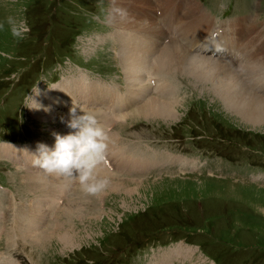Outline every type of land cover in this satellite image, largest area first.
Wrapping results in <instances>:
<instances>
[{"label": "rangeland", "instance_id": "rangeland-1", "mask_svg": "<svg viewBox=\"0 0 264 264\" xmlns=\"http://www.w3.org/2000/svg\"><path fill=\"white\" fill-rule=\"evenodd\" d=\"M200 2L213 14V7L219 2L220 11L214 18L218 24L221 20L229 31L235 32L241 48L249 44L250 49L256 50L264 45V37L247 35V24L264 20V0H244L252 12L234 19L231 18L243 12L239 0H197L201 8ZM128 4L123 10L131 20L148 16L158 21L156 8L150 4L145 5L148 8L138 0ZM162 6L168 8L167 2ZM205 8L201 10L207 11ZM111 9L110 0H0V21L12 15L24 19L30 26L23 39L13 37L6 23L0 29V148H4L3 144L32 148L38 141L49 144L53 131L65 128L60 122L66 111L57 113L54 122H47L33 117L34 111L30 108L37 91L43 95L60 80L85 73L87 80L100 79L111 84L118 81L117 86L125 83L127 88L121 56L115 50L116 61L111 59L109 40L113 38L107 35L113 29L122 31L125 24L114 19ZM184 10L185 5L177 14L171 9L164 10V14L177 22L176 16L185 15ZM206 15L197 18L203 21ZM187 20L195 24L192 18ZM116 21L121 24H115ZM262 32L264 35L263 28ZM173 33L175 35L176 31ZM245 34L247 40L243 41ZM102 35L107 36L101 38ZM158 39L162 41L161 37ZM169 39L165 46L171 43ZM211 51L217 52L214 48L204 52L210 54ZM207 56L221 58L220 54ZM185 70L187 72L175 71L172 79L162 75L163 88L168 90L169 81V90L178 92L174 96L177 101H183L177 119L153 121L129 116L118 120L116 136L122 138L126 134V150L151 161L150 167L143 171H116V175L109 178L110 182L120 183V189L106 188L96 194L85 192L78 180L71 179L77 182L71 201L66 200V203L71 202V207L81 209L83 202V215L76 209L75 214L67 218L71 226L66 230L78 233L74 242L65 245L54 235L49 248L44 249L19 237L7 250L6 237L0 236V251L10 252L22 264H94L110 256L113 245H124L141 236L151 239L159 236L169 239V244L162 245L164 239H161L156 245L139 251L130 264L154 263L159 255L163 257L167 250L178 245L194 246V254L183 253L169 259L168 264H264V122H247L224 106L208 83L186 74L196 72ZM154 73L150 74V80L156 83ZM259 86L264 93V87ZM151 92L161 97L165 91ZM116 123L103 124L114 129ZM5 139L24 144L3 141ZM217 154L229 156L231 162ZM2 155L0 153V182L8 185L10 192L0 187V219L4 216L3 222L7 225L14 223L13 206L25 205L26 210L30 207L33 211L32 197L37 193L29 190L28 198L21 200L20 195L18 201L15 200L17 184L28 169L22 173L23 165ZM235 162L241 166L236 167ZM155 165L160 169L150 171ZM101 169H97L99 175L107 176L110 170ZM42 185L39 183L37 188ZM38 191L43 193V190ZM60 194L57 190V195ZM52 214L51 222L62 217L59 210H52ZM56 226L57 223L54 231Z\"/></svg>", "mask_w": 264, "mask_h": 264}, {"label": "bare ground", "instance_id": "bare-ground-1", "mask_svg": "<svg viewBox=\"0 0 264 264\" xmlns=\"http://www.w3.org/2000/svg\"><path fill=\"white\" fill-rule=\"evenodd\" d=\"M134 1L135 0H110V6L112 7L111 12L114 19L121 20L125 24L122 31L115 32L113 29L107 34L111 39L113 38L111 41L109 40L111 44V49L109 50V53L111 52V59L116 61V54L113 53L115 50H117V53L121 56L122 66L124 67L122 71L124 77L126 75L127 82V88L124 86L126 88V90H124L125 92L122 91L123 89L120 88L121 86L108 85L103 83L100 79L87 81L86 74L80 73L78 77H68L62 81L60 80L61 82L58 81V83H55L47 92H43V95L39 94L40 91H37L30 105L31 110L34 111L33 117L47 122L55 121L56 114L60 112L55 109L71 107L74 101L78 105H83L84 103L89 104L87 107L94 109L100 121L105 124L117 121L115 124L116 127L114 129L110 128V130H113L110 131V142L107 153L111 159V167L112 165L115 166V172L111 170L108 172L106 171L108 177L115 176L118 170L126 172L143 171L144 168L146 169V167H150L152 164L151 161L126 150L127 148L124 147V142L128 140V136L123 134L124 136L119 138L116 136L115 132L117 131L119 121L127 119L129 116L135 119L140 118L161 121V118L165 120L170 118L174 119L181 113L180 108L183 101H177L178 98L174 96V94L178 92L174 93L172 89L169 90L171 85L169 81L168 90L163 88L164 82L162 75L172 79L175 71L176 73L182 71L187 72L185 70L187 69L196 72V74H186L196 77L198 81L208 83L209 89L216 94L220 101H223L222 103L224 106H227L232 112H235L250 123L264 122V93H262L259 86L261 85L264 87V45L256 50L250 49L249 44H245L241 48L236 34L230 33L229 30L224 32L219 29L212 32L217 34V39L213 43L220 44L223 51L233 56H237L238 52H241V60L239 62L236 60H231L229 62L224 60L223 57V59H213V57L205 55L204 51L207 50V45L209 43V41L206 40L204 43L198 44L197 46L198 50L203 54L201 55L200 52L194 50L193 47L205 37L207 30L206 26L210 27L212 25V20L201 10L195 0H157L158 9L163 11V13L164 10L171 9L177 14V11L185 5L184 12H186V14L176 16L177 22L183 23L182 28L173 26V24L168 21L161 24V21L154 20L153 18L150 20L148 16H143V18L148 19L131 20L124 12L123 8L128 7L130 5L128 3H133ZM138 1L144 4L142 5L143 7H147L145 5L149 4L151 7H155V5L152 6L154 3L153 0ZM166 2L168 8L162 6V4ZM174 8L177 9L173 10ZM196 9L198 10V14H196ZM155 14H157V9ZM199 15H206L208 21H205L206 19L203 21L198 20L197 17ZM183 17L186 19L183 20ZM188 18H192L195 24L187 20ZM173 20L175 21L174 18ZM247 23L248 22H246V24ZM115 24L119 25L121 23L116 21ZM247 25L248 27H246L249 29L247 35L253 34L256 37H264L262 32L264 26L258 19ZM132 26L134 29H129ZM173 31H176V34L171 37L169 33ZM107 35H102L101 38ZM158 37H161L162 41H159ZM165 38H170L169 40L171 41V43L166 46L163 45ZM160 45H163V47ZM259 54L262 57H259ZM78 66L79 68L81 67L79 64ZM81 69L83 68L81 67ZM154 70L155 73L153 72ZM152 73H154L156 77V83L150 80V74ZM171 76L173 77L171 78ZM154 90H163L165 92L163 96L160 95L161 97H158L159 95L156 96L157 94L155 95L151 92ZM68 113L69 112H66L64 114L65 118H68ZM63 124H65V128L62 130L60 128L59 132L67 133L72 131V129L67 127L65 122L61 121L60 125ZM51 139L49 143L50 146L54 145L55 137ZM36 146L37 144L32 146V148H20L14 145L3 144L4 148H0L1 154L8 157L11 161L13 160V162L16 161L20 163L25 169H28L26 173L24 172L23 177L29 184L31 193H37L36 197H32V201L36 208V212L41 214L36 215L40 217L38 224L32 227L26 220L23 221L21 216H19V218L15 217V222L18 225V229L21 230V233L27 238L26 240H29V243H31L30 240L32 241L33 246H35L36 243L37 246H41L44 249L49 248V241L53 239L54 235L58 236V241H60V243L68 245V243L74 242L75 239H77L78 233L66 230V228H68L67 226H71L67 218L74 215L76 209L79 210L80 208L76 206L70 207L71 202L68 203L67 208H61L58 204L54 203L52 210H59L62 217L66 214V218H58L55 216L56 221L52 222L48 221V216L47 214L44 215V211H46V203L49 197L59 198L60 195H57V190H60L62 193L64 186L72 182V180L61 176L49 175L40 168L34 166L31 159L33 157L32 152L36 151ZM104 163L105 162L98 167L100 169H108L105 167ZM37 169L38 172H36ZM50 180L53 181L51 182ZM58 182L61 183L58 184ZM63 182L64 185L61 186ZM39 183L43 184L42 188H37ZM119 186H121L120 183L110 182L107 188H110V190H119ZM38 190H43V193H39ZM50 190H52L51 194L49 193ZM133 193H135V191H133ZM71 194H69L66 200L71 201ZM82 206L80 209L81 211L78 212V214L81 213L80 215H83ZM15 213H19V211L17 210ZM30 214H32V212ZM23 216H26V214L23 213ZM30 216L31 218L28 221L33 223V215ZM56 223V230L58 231L53 230ZM48 225H50V227H48ZM2 226L3 225H0V230ZM63 231H65V233H61ZM1 234L6 237L9 242L8 245L14 244L11 242L12 240L15 241L14 236L16 233L4 231ZM26 243H28V241H26ZM14 248H16V246ZM194 250V246L178 245L170 250H165V255L162 253L164 256L161 257V255H159L156 258V262L151 264H166L169 259L182 256L183 253L187 252L192 255L194 254ZM33 258L35 259L34 256ZM0 264L17 263L9 261L7 255L3 254V257L0 259Z\"/></svg>", "mask_w": 264, "mask_h": 264}, {"label": "clouds", "instance_id": "clouds-1", "mask_svg": "<svg viewBox=\"0 0 264 264\" xmlns=\"http://www.w3.org/2000/svg\"><path fill=\"white\" fill-rule=\"evenodd\" d=\"M5 23L13 37L23 39L30 31L24 19L9 15L0 21V29ZM217 34L209 33L205 37L208 49L222 51L215 41ZM68 128L67 133L53 131L54 145L38 141L36 151L32 152L34 166L44 172L73 180H78L82 189L91 194L104 191L110 183L106 175L98 174V166L107 158L110 142V126H105L94 109L78 105L75 101L69 109L68 118L61 117Z\"/></svg>", "mask_w": 264, "mask_h": 264}, {"label": "trees", "instance_id": "trees-1", "mask_svg": "<svg viewBox=\"0 0 264 264\" xmlns=\"http://www.w3.org/2000/svg\"><path fill=\"white\" fill-rule=\"evenodd\" d=\"M189 221L191 223L192 220H189ZM124 235H128V234L125 233ZM124 238L126 239L127 236H124ZM158 239H159V236L158 237H154L153 239H151L150 237L141 236L139 238H135V239L129 240L124 245H119V246L113 245L112 253L131 252L132 250L135 251V250L138 249V247H144V246H146L147 244H149L151 242L157 241ZM109 257H106V258H104L102 260H99L98 262L106 261V260L110 259Z\"/></svg>", "mask_w": 264, "mask_h": 264}]
</instances>
